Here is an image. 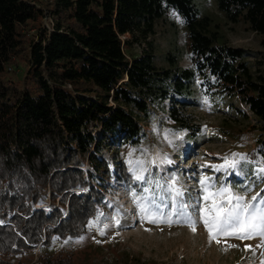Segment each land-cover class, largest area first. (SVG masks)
Returning <instances> with one entry per match:
<instances>
[{
	"label": "trees",
	"instance_id": "1",
	"mask_svg": "<svg viewBox=\"0 0 264 264\" xmlns=\"http://www.w3.org/2000/svg\"><path fill=\"white\" fill-rule=\"evenodd\" d=\"M215 1L228 22L261 37L264 51V0ZM168 11L185 29L190 68L171 54L169 68L154 63L147 39ZM210 24L195 0H0V264H31L12 258L81 233L111 175L101 149L140 144V120L151 108L168 101L174 127L198 132L180 113L197 79L204 96L235 98L245 108H234L238 114L248 112L264 131V54L251 71L246 51L217 44ZM142 42L149 48L131 54ZM18 60L26 66L23 90L20 77L4 79ZM46 186L59 205L34 209Z\"/></svg>",
	"mask_w": 264,
	"mask_h": 264
},
{
	"label": "rangeland",
	"instance_id": "2",
	"mask_svg": "<svg viewBox=\"0 0 264 264\" xmlns=\"http://www.w3.org/2000/svg\"><path fill=\"white\" fill-rule=\"evenodd\" d=\"M195 3L200 15L207 16L211 20L209 30L216 33L217 44L246 51V62L251 71H254L256 62L264 54L260 46L261 37L250 31L244 22L236 24L228 22L217 10L215 0H195ZM172 13L173 11H168L156 22L155 34L150 36L147 42L151 44L154 63L158 68L170 67L171 63L168 60L170 54L175 57L179 68H190L185 29L181 19L177 15L173 16ZM43 25L44 27L47 25L45 21ZM145 48H149L145 42L135 44L130 53L140 56ZM14 65L17 67L5 74L4 79L12 81L20 77L22 80L19 87L23 90L25 63L18 60ZM198 82L197 79L194 96L188 99L191 103L186 108L180 109L188 126H198V132L193 129L178 130L174 127L167 118L170 106L168 101L151 108L148 116L140 120L144 134L140 144L113 149L112 153L101 149V155L108 161L111 175L106 180V188L99 192L100 203L93 204L94 216L84 224L81 233L75 237L67 236L61 241L52 240L47 246L35 247L29 252L13 257V261L20 259L28 263L32 260L31 264H35L39 262L40 255H43L48 258L60 256L69 264H260L261 259H264L260 253L264 249H257L255 255L244 250L247 244L257 245L258 239L240 241L233 238L226 242L222 239L220 244L215 241L210 243L208 232L202 222L197 224L195 232L187 223L165 222V218L169 216L172 221L180 219L171 215V201L167 200V193H159L164 197V201L157 200L160 205V212L157 215L162 214L157 223L145 219L131 197L130 190L135 189L141 194L143 185L133 182L132 173L129 171L131 167L128 163L129 159L133 161L150 159L157 151L161 158L166 155L172 163L160 165L159 169L152 167L153 176H158L162 182L168 177H176L179 181L178 186L185 190L183 199L190 204L195 203V198L202 195L199 184L202 175L215 177L218 183L223 180L233 188L251 183L254 179L252 165H249L248 171L243 176L236 175L232 169L228 172H215L211 168L203 167L205 164H222L223 157L231 156L233 153L246 154L252 160L260 159L257 152L260 140H264V131L260 130V125L247 111V119L238 114L234 108L242 111H245V108L235 98L204 96L198 88ZM205 97L208 99L207 104L204 103ZM166 131L172 144L164 138ZM180 133H183L182 138H177L176 134ZM145 148L148 149V154L143 152ZM133 149L136 151L133 152ZM129 153L132 155L130 156ZM112 156L116 158L117 163L110 160ZM81 163V169L87 170L86 161L83 160ZM124 170L126 175L122 176ZM117 175L120 179H117ZM261 189H264V183H258L252 194L261 192ZM261 195H264V192H261ZM165 203L169 206L165 207ZM58 205L57 199L55 202L51 201L49 187L46 186L43 188L39 202L33 207L49 211ZM63 211L64 214L67 213L66 206ZM100 213L104 215H99ZM106 217L118 219L119 225L115 224V220ZM97 218L98 223L89 228L90 221ZM104 224H108V227L104 228ZM101 228L104 230V235L100 234ZM68 237L72 239L65 244L64 241ZM80 237L84 239L80 241ZM226 243L238 245V248L224 251Z\"/></svg>",
	"mask_w": 264,
	"mask_h": 264
},
{
	"label": "snow or ice",
	"instance_id": "3",
	"mask_svg": "<svg viewBox=\"0 0 264 264\" xmlns=\"http://www.w3.org/2000/svg\"><path fill=\"white\" fill-rule=\"evenodd\" d=\"M172 15L177 14L173 12ZM204 103H208L207 97L204 98ZM168 135L166 131L164 138L172 144ZM176 135L177 138H182L183 133ZM143 152L148 154V149H143ZM129 155L131 156L132 153ZM223 161L222 164H205L203 167L211 168L215 172H228L232 169L236 175L243 176L248 171L249 165H252L254 179L251 183L233 188L230 184H225L223 180L218 183L217 178L202 175L199 180L202 195L195 198V203L190 204L183 199L185 190L178 186L179 181L176 177H168L162 182L161 178L153 176L152 167L159 169L160 165L172 163L166 155L161 158L157 151L150 159L137 161L129 159L128 163L131 165L129 171L132 173L133 182L143 185L141 194L131 189V197L144 218L157 223L162 216V214L157 215L160 212L157 200L164 201V197H161L159 193H167V200L171 201V215L178 216L180 219L172 221L169 216L165 218V222L187 223L193 232L196 231L197 224L202 222L208 232L210 243L215 241L220 244L222 239L226 242L233 238L240 241L258 239L257 245L247 244L244 247L245 251H250L255 255L257 249H264V195H261L264 189H261V192L252 193L258 183H264V157L252 160L246 154L233 153L231 156H224ZM164 206L169 205L165 203ZM117 215H119V210H117ZM106 219L115 220L116 225L120 223L114 217H106ZM96 223H98V218L90 221L88 227L92 228ZM103 227L107 228L108 224H104ZM100 234H105L103 228L100 229ZM71 239L68 237L64 243H68ZM83 239L84 237L79 238L80 241ZM229 248H238V245L226 243L224 251ZM260 255L264 257V251H261ZM260 264H264V259H261Z\"/></svg>",
	"mask_w": 264,
	"mask_h": 264
}]
</instances>
